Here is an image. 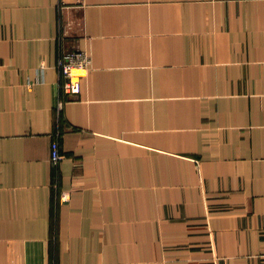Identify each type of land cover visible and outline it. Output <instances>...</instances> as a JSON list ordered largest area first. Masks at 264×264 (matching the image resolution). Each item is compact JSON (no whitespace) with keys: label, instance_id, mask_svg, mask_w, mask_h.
<instances>
[{"label":"crops","instance_id":"obj_1","mask_svg":"<svg viewBox=\"0 0 264 264\" xmlns=\"http://www.w3.org/2000/svg\"><path fill=\"white\" fill-rule=\"evenodd\" d=\"M0 264H264V0H0Z\"/></svg>","mask_w":264,"mask_h":264},{"label":"built area","instance_id":"obj_2","mask_svg":"<svg viewBox=\"0 0 264 264\" xmlns=\"http://www.w3.org/2000/svg\"><path fill=\"white\" fill-rule=\"evenodd\" d=\"M91 63V55L87 51L73 50L60 52L56 61V69L59 75L58 89L60 93L56 106L57 116L60 114L63 104L74 100L80 93L81 80L90 71ZM58 128L59 121H57L56 138L51 143L50 161L55 165L62 159L58 140L60 131H58Z\"/></svg>","mask_w":264,"mask_h":264}]
</instances>
